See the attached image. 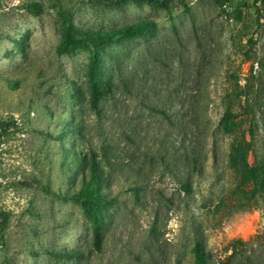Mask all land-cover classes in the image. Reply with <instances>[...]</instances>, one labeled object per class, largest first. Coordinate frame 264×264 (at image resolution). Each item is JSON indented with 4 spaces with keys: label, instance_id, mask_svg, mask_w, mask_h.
<instances>
[{
    "label": "rangeland",
    "instance_id": "374dc122",
    "mask_svg": "<svg viewBox=\"0 0 264 264\" xmlns=\"http://www.w3.org/2000/svg\"><path fill=\"white\" fill-rule=\"evenodd\" d=\"M215 1L0 0V264H193L197 242L210 264H264V194L251 198L229 161L238 141L264 159V10ZM63 17L75 37L156 22L97 51L100 81L113 82L98 113L91 51L57 52ZM227 109L231 133L219 126ZM192 133L206 160L187 194ZM92 150L114 200L100 251L84 211L57 196L75 190V156Z\"/></svg>",
    "mask_w": 264,
    "mask_h": 264
},
{
    "label": "trees",
    "instance_id": "16d2710c",
    "mask_svg": "<svg viewBox=\"0 0 264 264\" xmlns=\"http://www.w3.org/2000/svg\"><path fill=\"white\" fill-rule=\"evenodd\" d=\"M109 2H123L127 0H108ZM149 6H155L164 10H171L177 4L188 9L186 0H142ZM221 10L229 0L215 1ZM259 4L260 9L264 10V0H253ZM32 9L37 10L32 6ZM63 40L57 47V52L64 54L71 48L79 46L91 51V60L89 66V104L91 110L99 112V102L105 94L112 93V81H100L98 76L99 58L97 51L106 47L121 43L135 37H143L149 32L156 29L154 20H143L112 30L101 32L96 35H86L75 37L72 35V29L66 18L62 19ZM235 115L231 109H227L220 119L219 126L224 133H231L235 130ZM195 137L194 133L189 134L187 141L189 144L185 151L181 153L180 161L184 169V174L180 180V187L187 194L192 192L191 180L195 175H201L204 171L206 154L203 146L198 142L192 141ZM194 139H198L197 136ZM250 142L243 143L238 141L231 145V153L229 156L230 166L236 171L243 185H250L251 198L264 194V159L256 157ZM253 156L252 161L249 160ZM75 164L77 167L82 166L79 171L78 180L75 190L68 195L57 194V196L65 201H72L84 211L91 231L92 247L95 251H100L103 240V227L105 208L111 205L114 200L112 197L104 193V184L106 182L104 168L101 166L99 154L92 150L89 155L85 156L84 162H79L80 156H75ZM86 163V165H84ZM81 164V165H80ZM84 165V167H83ZM46 193L48 188L43 187ZM194 263L193 264H210L209 253L201 242H197L194 246Z\"/></svg>",
    "mask_w": 264,
    "mask_h": 264
}]
</instances>
